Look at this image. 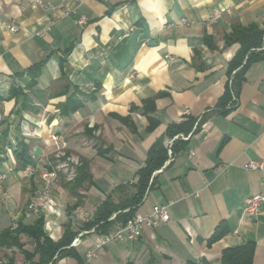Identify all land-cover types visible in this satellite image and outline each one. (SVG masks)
Instances as JSON below:
<instances>
[{
  "label": "crops",
  "instance_id": "obj_1",
  "mask_svg": "<svg viewBox=\"0 0 264 264\" xmlns=\"http://www.w3.org/2000/svg\"><path fill=\"white\" fill-rule=\"evenodd\" d=\"M65 1L75 10L68 15L0 0V132L8 136L6 151L27 145L35 168L24 175L15 153L8 162L15 171L2 181L0 234L36 222L39 214L27 206L52 157L51 133L85 167L76 182L61 177L54 184L51 203L61 214L41 213L53 224H44L45 232L59 241L71 209L94 215L107 198L117 202L118 188L138 180L150 148L169 139V126L193 120L192 135L154 173L136 209L145 214L170 204V220L135 240L108 243L92 258L87 251L100 235H88L74 248L79 257L54 264H221L226 248L247 242L255 244L253 264H264V199L258 213L245 212V198L264 194V169L246 168L264 161V58L247 68L237 105L222 107L241 47L227 36L237 26L264 30V0ZM215 10L221 17L209 24ZM41 63L31 86L28 71ZM219 229L224 233L212 241ZM19 238L22 247L0 246V264H41L38 254L27 256L35 241Z\"/></svg>",
  "mask_w": 264,
  "mask_h": 264
},
{
  "label": "trees",
  "instance_id": "obj_2",
  "mask_svg": "<svg viewBox=\"0 0 264 264\" xmlns=\"http://www.w3.org/2000/svg\"><path fill=\"white\" fill-rule=\"evenodd\" d=\"M226 42H238L241 45L239 52L233 58L230 65V77L234 70H237V72L234 75L232 85H228L229 99L222 105L224 109H232L228 108V105L232 101V91L236 94V88L243 81L249 65L254 61L264 58V30L257 25L237 26L233 29L232 33L227 36ZM41 66L42 63L37 64L28 71L31 77V86L36 83V79L39 77L41 71ZM194 125L195 121L193 120L186 123L172 124L167 129L166 135L168 138H173L181 133L188 134L192 132ZM186 141L187 140H183L182 138L176 139L173 145L174 152L177 153L179 146ZM7 143V134L5 132H0V161L6 159ZM14 153L19 169L33 164V158L26 144L20 143ZM167 158L168 152L165 145V138H163L158 140L150 148L145 165L138 171V180L130 185L119 187L118 190L121 191V196L118 201L115 202L112 198H107L97 208L93 215V219L81 224L80 228L89 229L98 225V232L105 233L112 224L126 223L127 220L136 213V209L142 203L147 190L153 186L155 171L163 166ZM84 168L83 166L79 167L75 182L80 179V172H82ZM84 174L87 178L89 177L88 173ZM126 209H128V211H125ZM114 213H117L115 219H110ZM44 224L43 214H39L36 222L32 226H24L19 223L16 228L7 229L0 234V246L22 247L19 236L21 233H26L36 244L34 252L27 253V256L32 258L34 255L38 254L41 264H54L58 258L67 255L79 257L75 252V247L71 246L74 237L77 235V230L72 227L70 222L68 223L65 235L59 241H54L47 235L44 230ZM223 233L224 229L217 230L211 237V240H217ZM254 250L255 244L253 242L226 248L221 256V264H253ZM81 264L85 263L81 262Z\"/></svg>",
  "mask_w": 264,
  "mask_h": 264
},
{
  "label": "built area",
  "instance_id": "obj_3",
  "mask_svg": "<svg viewBox=\"0 0 264 264\" xmlns=\"http://www.w3.org/2000/svg\"><path fill=\"white\" fill-rule=\"evenodd\" d=\"M26 2L31 8H41L52 13L60 12L61 14L68 15L71 12L75 11L74 9H71L67 6L65 0H61L58 4H54L47 0H26ZM220 17L221 10H215L209 16L207 22L209 24H213ZM80 21L86 22V17L81 16ZM185 22L186 19L183 18L181 20V23ZM178 24L179 23L177 22L171 23V25ZM8 28L11 31L17 30V26L15 25H11ZM236 72L237 70H234L232 76L229 79L230 85H232L233 78ZM237 103L238 98L232 91V101L228 105V108L235 107ZM185 113H189V110L186 109ZM191 135L192 132L188 134L181 133L174 136L173 138H169L165 142L168 152V158L163 166L155 171V173L162 170L175 160L176 153L173 150L174 141L178 138L188 140ZM49 142L53 145L54 148L52 157L48 161L47 165L42 168L40 173L42 185L35 190L27 206V212L32 214H41L46 212L61 214V212L57 211L51 203L52 188L54 184H56L60 180L61 177H63L67 182H75L78 175V169L82 164L81 158L77 154L69 151L67 141L61 138L58 134L51 133ZM9 161L12 164L15 163V157L12 148H8V150L6 151V159L0 161V194L3 191L2 181L10 173H13L15 171L14 166L12 164H8ZM246 168L254 170L264 169V161L251 160L246 165ZM21 172L26 176H31L34 174L35 168L33 165H27L25 168L21 169ZM263 199V193L254 194L250 197L245 198V212L254 214L258 213ZM125 211H128V209H126ZM116 214L117 213H114L110 219H115ZM170 218V204H156L152 207V210L150 212L145 214L135 213L131 218L127 220L126 223H116V228L108 230L105 233H99L97 230L98 225H95L89 229L80 228L81 224L92 220L93 215L83 207H75L68 212V220L70 221L72 227L77 230V235L74 237L71 246H78L83 243V240L86 236L99 233L100 237L98 242H96L95 245L87 251V257L92 258L96 256L97 250L102 246L114 241L124 239L135 240L140 237L146 227L155 228L162 223L168 222ZM17 226V223L13 224V228H16ZM45 226L47 229H52L53 224H51L47 220L45 222Z\"/></svg>",
  "mask_w": 264,
  "mask_h": 264
}]
</instances>
